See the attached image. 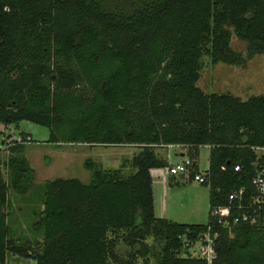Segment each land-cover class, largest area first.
I'll list each match as a JSON object with an SVG mask.
<instances>
[{
    "label": "trees",
    "instance_id": "1",
    "mask_svg": "<svg viewBox=\"0 0 264 264\" xmlns=\"http://www.w3.org/2000/svg\"><path fill=\"white\" fill-rule=\"evenodd\" d=\"M233 34L247 43L244 55L231 49ZM257 54L264 55V0H0V124L44 125L53 144L140 147L128 174L86 159L88 183L36 184L24 156L30 135L5 141L0 264L7 253L33 264H148L150 257L207 264L181 256L184 240L197 239L229 193L244 188L245 203L255 195L264 95L204 92L202 59L244 65ZM167 145L187 146L195 171L199 147H209L204 225L154 215L150 169L169 166L155 153ZM10 190L22 196L24 219L34 218L29 234ZM218 232L211 264H264V211L256 224Z\"/></svg>",
    "mask_w": 264,
    "mask_h": 264
},
{
    "label": "rangeland",
    "instance_id": "2",
    "mask_svg": "<svg viewBox=\"0 0 264 264\" xmlns=\"http://www.w3.org/2000/svg\"><path fill=\"white\" fill-rule=\"evenodd\" d=\"M230 47L233 51L244 55L247 50V43L233 34ZM197 86L206 93H230L242 100H246L252 95H264V55H254L244 65L223 63L213 65L207 57H203ZM2 130L0 125V143L3 136L6 139L7 133L23 131L32 138V142L25 145L24 156L35 171L36 184L54 178H77L83 183H88L90 173L84 167L86 159L93 160L105 169H121L122 173L128 174L132 169L129 164L130 160L140 150L137 145L87 146L49 143L48 128L26 120L20 121L17 126L10 125L6 134ZM6 146L2 148L0 153L2 162L8 157ZM208 151L207 146H200L198 149L196 163L199 171H204L208 166ZM262 153L264 151L258 152V154ZM166 161L168 163L169 159ZM122 164H125V168L122 167ZM0 168L5 180H8L2 164ZM168 169L169 166L151 169L154 215L182 224H206L209 207L208 186L187 178L186 174L173 176ZM21 197V195L9 191L11 209L20 214L18 220L22 222L21 230L29 234L34 218L28 216L27 219H24L20 209H26V207L20 202ZM12 225L17 226L18 230L20 229V224ZM147 242L152 244V239L148 238ZM155 246L156 249L159 248L158 243H155ZM141 260L140 258L139 261L142 262ZM33 263L34 261L31 259L7 253L5 264ZM148 264H156V262L150 257Z\"/></svg>",
    "mask_w": 264,
    "mask_h": 264
},
{
    "label": "built area",
    "instance_id": "3",
    "mask_svg": "<svg viewBox=\"0 0 264 264\" xmlns=\"http://www.w3.org/2000/svg\"><path fill=\"white\" fill-rule=\"evenodd\" d=\"M2 132L6 134V130L10 125H2ZM3 136L0 147L4 146V142H21V136L18 133H7ZM259 150L264 149H257ZM238 171V166L234 167ZM173 176L186 174L193 181L204 184L206 177L203 171L194 170V161L186 157L183 161L173 164L168 169ZM251 184L255 190V195L248 199V203L244 202V188H239L228 195L229 204L226 206H213L211 208V222L208 223L206 229L199 233L197 239L193 242L184 240L181 256L202 258L207 264H211L215 257L214 247L219 236L218 229L223 228L231 230L234 226L241 223L256 224L259 215L264 211V165L256 169L251 179Z\"/></svg>",
    "mask_w": 264,
    "mask_h": 264
},
{
    "label": "crops",
    "instance_id": "4",
    "mask_svg": "<svg viewBox=\"0 0 264 264\" xmlns=\"http://www.w3.org/2000/svg\"><path fill=\"white\" fill-rule=\"evenodd\" d=\"M77 145L93 146V145H88V144H77ZM208 150H209V147H208ZM259 151H263V150H259ZM161 152H164V154H161ZM188 152H189V148L187 146H183V145H167V146H159V147L155 148V153L160 158H163L165 160L169 159V161H168L169 167L173 164H176V163L183 161L186 157H188ZM208 155H209V151H208ZM207 160H208V157H207ZM150 175H151V169H150ZM187 178H188V176H187Z\"/></svg>",
    "mask_w": 264,
    "mask_h": 264
}]
</instances>
